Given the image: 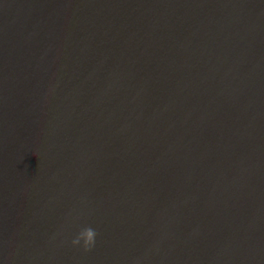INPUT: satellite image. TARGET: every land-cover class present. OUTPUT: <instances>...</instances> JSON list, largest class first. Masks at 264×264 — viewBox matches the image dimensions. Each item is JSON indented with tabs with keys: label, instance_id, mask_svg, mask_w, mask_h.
<instances>
[{
	"label": "water",
	"instance_id": "95a60500",
	"mask_svg": "<svg viewBox=\"0 0 264 264\" xmlns=\"http://www.w3.org/2000/svg\"><path fill=\"white\" fill-rule=\"evenodd\" d=\"M0 264H264V0H0Z\"/></svg>",
	"mask_w": 264,
	"mask_h": 264
},
{
	"label": "clouds",
	"instance_id": "9594fccd",
	"mask_svg": "<svg viewBox=\"0 0 264 264\" xmlns=\"http://www.w3.org/2000/svg\"><path fill=\"white\" fill-rule=\"evenodd\" d=\"M97 236L96 231L89 227L83 228L79 235L72 241L73 245H79L81 241H83L84 249L90 250L95 244V238Z\"/></svg>",
	"mask_w": 264,
	"mask_h": 264
}]
</instances>
